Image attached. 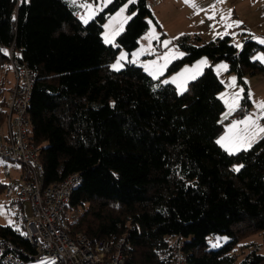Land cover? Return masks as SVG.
<instances>
[{
  "label": "trees",
  "instance_id": "1",
  "mask_svg": "<svg viewBox=\"0 0 264 264\" xmlns=\"http://www.w3.org/2000/svg\"><path fill=\"white\" fill-rule=\"evenodd\" d=\"M127 1L112 0L85 23L68 0H0V118L11 88L6 49L14 45L37 72L30 138L39 146L43 186L81 177L66 205L72 237L83 233L95 243L124 235L125 264H175L171 238L178 235L186 264H264L254 248L242 259L235 253L251 235L264 240V136L231 154L217 143L226 125L253 107L245 77L264 74L253 59L264 45L252 36L241 47L229 35L177 38L185 54L168 73L206 56L225 60L244 85L239 107L225 120V86L213 65L183 93L173 83L158 85L136 63L112 69L119 51L135 50L155 20L149 0H136L116 45L107 44L104 23ZM6 186L0 181V195ZM25 223H0V236L22 247L27 260L35 248ZM222 235L229 240L213 247Z\"/></svg>",
  "mask_w": 264,
  "mask_h": 264
},
{
  "label": "rangeland",
  "instance_id": "2",
  "mask_svg": "<svg viewBox=\"0 0 264 264\" xmlns=\"http://www.w3.org/2000/svg\"><path fill=\"white\" fill-rule=\"evenodd\" d=\"M151 2H154V0H151ZM110 3H108L107 0H80L76 4H71V6H80V9H82L79 11L80 16L90 21ZM85 4L92 8L91 12L88 8L83 6ZM125 5H127V8L121 13V9L124 8ZM130 5L131 3L128 0L115 12L108 15L104 23V41L106 33L119 29L121 25L123 30L125 29L126 23L129 20L125 18L131 17L129 14ZM196 5L197 7L194 8L190 3H186L185 0H161L160 3L152 6L151 9L155 20L152 18L149 19L150 27L144 36L140 38L139 46L132 52L121 49L117 58L111 63V67L117 64L118 61L122 67L118 69L112 67V69H122L127 62L136 63L142 66L151 76L159 78L158 85H161L165 84V81H167V83H173V78L179 77L181 73L185 72V69L194 70L202 60H206L207 63L201 66L198 74L194 71L185 73L184 78L187 79L186 88L188 83L194 80L188 79V77L195 75L197 78L207 66L213 65L225 86L220 94L223 102L225 103V100H228L230 103L234 94L239 93L240 103L244 93V85L239 81L235 73L228 72L229 67L226 69L220 68V65L228 66L225 60L213 62L210 58L204 56L192 64L184 65L181 69L176 71L168 73V67L173 61L181 58L185 54L184 50L177 43V38L183 34L196 33L199 34L204 41H210L218 37L229 35L235 45L241 46L245 36H253L259 43L264 45V43L261 42L264 41V0H196ZM95 9L97 12L94 15ZM155 21H157L160 27ZM235 22L241 23L237 24ZM228 25L232 26L229 27ZM122 31H120L119 34ZM153 32L155 36H152ZM118 35L112 37V43L107 44L116 45ZM180 53H183V55L181 56ZM122 55L125 56V59H121ZM262 56H264V51L260 50L253 56V59L261 61L264 64V60L259 59V57ZM165 57H169V59L165 60ZM233 77H235V85L231 86ZM10 79L11 85H13L14 79L11 71ZM245 81L249 86V95L253 102V107L250 113L244 118L231 120V122L226 125L225 131L221 137L228 133L229 128L235 122L245 120L248 116H252L257 120L259 126L264 127L263 117H261V112H264V110L257 108V103L264 101V74L255 76L247 75ZM173 84H175L180 92L179 81ZM241 89H243L242 92L240 91ZM235 110L236 109L230 111L228 104L225 103V111L223 112L222 119H230ZM0 126L3 133H5L7 129L5 118H0ZM244 127L245 125H239L241 129ZM249 131H256L255 126L250 128ZM263 136L264 133H259L257 131L251 146ZM248 148L250 147L242 149ZM6 165L8 167H6ZM237 168H240V165H238ZM21 170L22 166L20 164L2 159L0 161V181L6 183L11 176L17 175ZM26 214H30V205L28 202L24 201L23 204L11 202L10 197L6 195V193L0 195L1 224H11L15 227H20L21 220ZM228 240L229 237L226 235L217 236L212 246L218 247ZM247 244L249 245L247 246ZM256 245L261 246V250L259 251L264 253V240L261 234H254L245 238L236 247L235 253L239 259H242L250 249H255Z\"/></svg>",
  "mask_w": 264,
  "mask_h": 264
},
{
  "label": "built area",
  "instance_id": "3",
  "mask_svg": "<svg viewBox=\"0 0 264 264\" xmlns=\"http://www.w3.org/2000/svg\"><path fill=\"white\" fill-rule=\"evenodd\" d=\"M160 2L148 1L151 7ZM6 50L14 82L6 98L5 133L0 126V161L5 159L22 166L21 172L6 182L5 193L29 203L30 214L24 216L25 233L35 253L26 260L22 247L0 236V259L4 264H125L124 235L95 243L83 233L70 235L66 205L81 177L73 173L56 184L43 186L44 165L39 146L30 138L29 106L37 72L14 45ZM171 240L176 245L175 264H186L183 236ZM255 249L259 251L261 246L256 245Z\"/></svg>",
  "mask_w": 264,
  "mask_h": 264
},
{
  "label": "snow or ice",
  "instance_id": "4",
  "mask_svg": "<svg viewBox=\"0 0 264 264\" xmlns=\"http://www.w3.org/2000/svg\"><path fill=\"white\" fill-rule=\"evenodd\" d=\"M71 2L73 4L76 3V0H71ZM108 3L111 2V0H107ZM130 3L134 2V0H129ZM186 3H190L194 8L197 7L196 5V0H185ZM84 7L88 8L89 11H92V8L89 5H83ZM127 8V5L124 6V8L121 9V13H123L125 11V9ZM119 15V14H118ZM81 19L84 20L85 23L88 22V19L85 17H81ZM125 19H131V17H126ZM235 23H241V22H235ZM229 27H231L232 25H228ZM123 30V27L121 25V27L115 31H110L109 33L105 34V42L106 43H112V37H114L115 35H118L120 31ZM152 36H155V33H152ZM262 43H264V41H261ZM237 47H240V45H236ZM180 55L182 56L183 53H180ZM121 59H125V56H121ZM169 57H165V60H168ZM259 59L264 60V56L259 57ZM207 61L206 60H202L194 70L192 69H185L184 73H181L179 77L173 78V83H177V81H179V88H180V92L183 93L186 90V84H187V79H185V73L188 72H195V73H199L201 66L206 64ZM113 68H119L122 67V65L119 63V61L117 62V64L112 66ZM220 68L222 69H226L227 66L226 65H220ZM195 75H192L190 77H188V79H195ZM165 83H167V81H165ZM235 85V77L232 78V85ZM241 92L243 91V89L240 90ZM239 99H240V94L239 93H235L231 102L229 103L228 100H225V103L228 104L229 106V110H234L237 107H239ZM257 108L258 109H262L264 110V101H260L257 103ZM227 115V114H226ZM261 117H264V112H261ZM239 125H245V127L243 129L239 128ZM253 126H255L256 131H249L250 128H252ZM257 131L259 133H264V127L259 126L257 124V120L254 119L252 116H248L245 120H241V121H237L235 122L228 130V133H226L223 137L220 138V140L217 141V143L221 144L222 146H224L226 148V150L231 154L234 152H237L239 150H241L242 148H247V147H251L252 141L255 139L256 133ZM237 171L239 170L238 168L236 169ZM11 223V221H10Z\"/></svg>",
  "mask_w": 264,
  "mask_h": 264
},
{
  "label": "crops",
  "instance_id": "5",
  "mask_svg": "<svg viewBox=\"0 0 264 264\" xmlns=\"http://www.w3.org/2000/svg\"><path fill=\"white\" fill-rule=\"evenodd\" d=\"M79 1H80V0H76V3H78ZM68 2L70 3V5L73 4V3L71 2V0H68ZM76 3H75V4H76ZM162 3H163V1H162ZM73 8H74V10L77 12L78 16H80V12H79V11L82 10V9H80L81 7H80V6H75V7H74V6H73ZM96 12H97V11H96V9H95V11H94L93 14L95 15ZM80 17H81V16H80ZM143 36H144V35H143ZM252 37H253V36H252ZM141 38H142V37H141ZM242 42H243V41H242ZM240 46H241V45H240ZM213 67H214V66H213ZM227 68H228V66H227ZM214 69H215V68H214ZM216 73H217V72H216ZM10 199H13V198H10Z\"/></svg>",
  "mask_w": 264,
  "mask_h": 264
}]
</instances>
